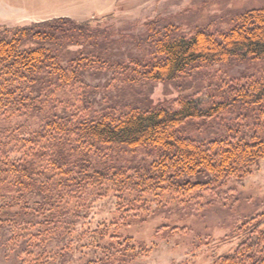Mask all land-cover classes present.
Listing matches in <instances>:
<instances>
[{
	"label": "trees",
	"instance_id": "obj_1",
	"mask_svg": "<svg viewBox=\"0 0 264 264\" xmlns=\"http://www.w3.org/2000/svg\"><path fill=\"white\" fill-rule=\"evenodd\" d=\"M147 27L144 36L130 37L143 57L128 61L114 58L118 40L98 21L60 17L0 27V197L20 208L9 215L17 231L41 216L46 237L56 238L58 226L67 230L65 201L88 188L100 197L117 194L124 223L131 212L149 208L127 194L214 193L264 161V78L215 88L204 105L185 96L165 105L121 102L100 109L84 79L88 72L111 73L129 87H143L190 80L217 64H264V7L235 15L226 31L197 30L190 38L171 24ZM225 114L253 119V132L240 135L225 123L206 143L191 136ZM126 156L131 161L122 165ZM33 196L38 201L31 207ZM110 238L116 255L88 264L138 256L130 239ZM231 238L239 241L235 250L212 264H264V215L244 221Z\"/></svg>",
	"mask_w": 264,
	"mask_h": 264
},
{
	"label": "rangeland",
	"instance_id": "obj_2",
	"mask_svg": "<svg viewBox=\"0 0 264 264\" xmlns=\"http://www.w3.org/2000/svg\"><path fill=\"white\" fill-rule=\"evenodd\" d=\"M263 7L264 0H0V27L60 17L98 21L118 40L114 58L128 61L143 57L144 51L130 37L144 36L151 22L171 24L190 38L197 30L226 31L235 15ZM252 76L264 78L263 63L217 64L202 69L190 80L143 87H129L111 73L88 72L84 79L90 99L100 109L121 102L165 105L185 96L197 97L204 105L215 88ZM73 97L70 95V99ZM225 123L240 135L251 134L255 127L251 118L225 114L214 119L209 129L191 136L206 143ZM131 158L123 157L121 164ZM126 198L146 200L149 208L131 212L123 223L119 220L117 194L111 191L100 197L94 188H88L85 195L65 201L67 230L58 226L56 238L50 240L41 226V216L34 218L33 224H23V232L17 231L9 215L21 212L20 208L10 206L11 199L0 197V218L10 220L0 222V264L35 263L43 254L47 256L43 264H88L116 255V249L110 248L113 236L122 241L130 239L138 256L112 264H212L217 257L235 250L239 241L231 235L238 226L264 215V161L249 177L231 180L214 193L144 197L127 194ZM37 201V197H31L30 206ZM101 233L106 237L102 239ZM28 234L33 237L30 239Z\"/></svg>",
	"mask_w": 264,
	"mask_h": 264
}]
</instances>
